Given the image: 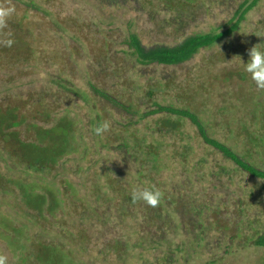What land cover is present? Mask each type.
<instances>
[{"label":"rangeland","instance_id":"1","mask_svg":"<svg viewBox=\"0 0 264 264\" xmlns=\"http://www.w3.org/2000/svg\"><path fill=\"white\" fill-rule=\"evenodd\" d=\"M142 1L0 0V7L15 8L8 27L0 29V39L11 31L15 40L9 52L0 46V108L18 107V113L28 114L25 123L44 127L66 116L77 135L84 133L72 140L75 150L48 168L33 169L35 181L22 167L13 172L30 183L14 181L16 187L31 196L32 191L43 194L42 215L29 208L28 215L20 203L25 209L21 216L7 192L18 190L6 180L5 188L0 187V255H7L8 264H39L28 259L43 241L60 250L63 264H150L148 258L126 263L123 257L143 237L140 241H152L153 264L155 256L163 258L161 264H264V246L253 241L256 231H264V179L207 144L189 120L176 131H159V115L146 113L155 108L153 101L201 110L200 101L206 100L200 115L207 118L209 136L264 170V92L257 91L248 75L229 81L235 91L227 97L222 80L238 60L244 70L252 47L264 48V0L221 42L169 65L137 63L124 51L125 38L136 31L144 44L155 46L179 43L196 32L220 31L236 21L243 0H199L196 15L183 22H168L170 13ZM91 83L117 100L130 101V107L96 95ZM150 88L154 94L146 98ZM245 99L248 110L240 108ZM234 103L238 116L230 121L224 105ZM34 104L49 114L38 117ZM251 105L257 106L255 115ZM104 121L110 122V130L103 137L95 135ZM17 128L23 138L32 139L26 124ZM242 128L252 135L245 136ZM83 142L89 144L87 152L80 149ZM147 146L153 151L149 157ZM4 160L13 166L5 155ZM27 186L34 187L31 191ZM146 188L162 193L157 206L126 199ZM51 195L57 201L49 214Z\"/></svg>","mask_w":264,"mask_h":264},{"label":"trees","instance_id":"2","mask_svg":"<svg viewBox=\"0 0 264 264\" xmlns=\"http://www.w3.org/2000/svg\"><path fill=\"white\" fill-rule=\"evenodd\" d=\"M116 1L117 0H115V2ZM258 1L259 0H243L241 3H239L238 8L235 12V15L237 17L236 21L227 28L220 31L212 29V31L209 32L192 33L184 37L181 41H179V43L175 44H167L163 42L159 44L154 43V45L156 44L155 46H148L141 41L139 32L133 31L127 38H125L124 43H126L127 48L124 49V51L134 56L137 63L142 65H149L154 63L164 65L183 63L192 58L193 55L196 54L200 49L211 48L221 42L227 35H230L238 27L242 19H244L246 13L251 10L258 3ZM142 3H145L146 6L154 4L155 6H161L163 10L171 14V17L167 19L168 22H172L174 19H181L182 22L187 21V18H191L193 15H196L195 11H197V9L201 7L199 0H145L142 1ZM0 49L3 50V47H0ZM7 51L9 52V48L7 49ZM3 53L4 52H2V54ZM225 55L228 56L227 52H225ZM237 58L240 59V57ZM9 59L11 60V58ZM239 61L240 60L237 61V66H233L232 68L225 71L222 77V80L227 83V91L224 92L225 96L227 97L228 94H231L235 91L229 89V81L234 77L243 81L246 80L249 75L244 72L242 67H239L241 66L240 64H238ZM54 78L53 81L59 83V80L57 78ZM63 87H70L71 90L74 91L77 95L84 96V92L79 90L78 88H73L72 86L68 85H65ZM90 87L96 95L100 96L106 101L114 103L117 106L128 109L131 105L130 101L117 100L115 97L106 92V90L102 86L99 87L96 84L91 83ZM152 94H154L153 89L150 88L146 90L144 96L146 98H149L152 96ZM205 101L206 100L200 101V104L202 105L201 110L199 109V106L194 107L193 109L185 103L184 105H177L173 102L164 103V100L161 101L162 103L153 101L155 108L153 110L146 111V113H157L159 115L158 124L155 125V128H157L159 131H164L166 129L169 132L176 131L182 125H185L184 123H186L187 120H189L193 125L196 126L197 133L201 135V137L207 144L214 146L216 149L225 153L231 160H233L236 164L242 166L243 169L250 172L252 175L254 174L264 179V170H261L249 164L247 160H245L239 154L235 153L233 150H231V148L221 143L216 138L209 136V133L206 129L207 118H202L204 115H200V112L206 108ZM248 103H250L249 99H245L244 105H242L240 108L248 110L250 108V106L247 105ZM33 106L34 111L38 114V117H44L45 114H49V112L46 113L38 110L36 104H34ZM251 107L254 113V110H256L257 106L251 105ZM224 109V112H229L227 113V115L230 116V121L234 120L238 116V114L236 113L235 103L233 105L225 104ZM17 111L18 107H11L10 105L4 108H0V168L1 163H4L2 165V168L0 169V187L5 188L3 185L4 181L6 180V183L14 185V187L18 190L16 191L17 193L13 189H9L7 192L10 194V196L13 197V200H11L12 204L14 202V206L22 213L21 216L25 217L24 210L26 209V213H28V208L33 215H42L44 211L43 194L33 192L32 188L34 186H27V188L32 191L34 196H31L30 193L18 186L17 188L14 181L26 183L29 182H27V178H15L13 176V172L17 171L18 167H22L24 174H28L32 181L34 179V177L31 176L33 174V169L40 170L43 168H48L60 157L68 154L70 152V149H72L71 151L75 150V143L72 142V140L77 134L75 133V129L73 126L74 122L71 119H68L66 116L58 118L57 121L50 127H44L33 121L25 123L28 114H24L21 111L20 113H18ZM206 112H208V110ZM261 121H264V115ZM97 123H99V120L97 121ZM23 124H26V132L28 131V133L31 132V134H33V136L31 137L32 139L23 138L24 136H21L20 133L22 131L17 127ZM242 124H245V122L243 121ZM244 129L245 128H242V131L245 136L250 137L252 133L250 132L249 134L247 130L244 132ZM77 136L83 137L84 133L78 132ZM261 140L262 142H264V133L262 134ZM144 141H146V139ZM102 145L105 148L109 147L104 142H102ZM122 145H127V143L122 142ZM148 146L146 152L149 157L151 156V152L153 151L150 152ZM80 149L87 152L88 150H90L89 144L87 142H83L80 146ZM4 155L6 159L10 160L13 166L8 164V162L4 160ZM24 166L27 168V171H25V169L23 168ZM47 183L55 184V182L53 181H47ZM68 187H71V184H69ZM126 199L131 200L132 198L131 196L127 195ZM51 200L52 204L49 206V214L53 213V209L55 208L57 201L53 195H51ZM20 203H24L25 209L21 207ZM189 207L191 209V206ZM198 216L203 215L200 214ZM4 221L5 224H7V220L4 216H2V222ZM61 226H63V223H61ZM256 233L257 236L253 240L254 243L259 246H264V231L261 233L256 231ZM145 238L146 237L137 239V243H134L133 245L126 248V252L123 253V257H125L126 263H128V260L136 263V261H142L148 258L150 264H153L152 256L149 255V250L151 251L152 241L151 243L148 240H146L145 242L140 241V239L143 240ZM58 250L55 245L43 241L40 242L39 247L33 252L34 258L28 259L27 256L24 255L22 259H28L30 263V260H32V262H37L39 264H63L62 255L59 254ZM27 255L30 257V249ZM155 257V262L157 264H161L160 261H162L163 258L160 256ZM60 260L62 262H60ZM64 264L71 263L65 262Z\"/></svg>","mask_w":264,"mask_h":264},{"label":"clouds","instance_id":"3","mask_svg":"<svg viewBox=\"0 0 264 264\" xmlns=\"http://www.w3.org/2000/svg\"><path fill=\"white\" fill-rule=\"evenodd\" d=\"M15 8L13 6L0 7V29L8 27L9 19L14 15ZM7 39H0V46L11 48L15 43L13 33L8 31L5 33ZM244 71L250 75L255 83L257 91L264 92V49L252 47L249 50V59L244 64ZM110 122L104 121L95 127L94 133L97 136L103 137L110 130ZM132 199L134 201H143L147 205L155 207L162 198V193L156 189H142L133 191ZM0 264H8L7 255H0Z\"/></svg>","mask_w":264,"mask_h":264}]
</instances>
